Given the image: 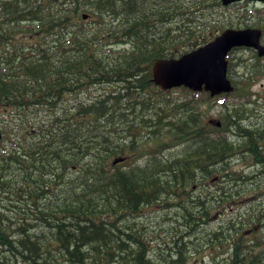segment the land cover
<instances>
[{"label":"trees","instance_id":"16d2710c","mask_svg":"<svg viewBox=\"0 0 264 264\" xmlns=\"http://www.w3.org/2000/svg\"><path fill=\"white\" fill-rule=\"evenodd\" d=\"M220 5L0 0V264H154L145 225L136 220L153 204L175 210L183 231L171 224L170 261L184 264L197 226L258 189L250 173L224 162L232 150L227 139L186 129L198 125L186 111L190 100L168 97L152 80L157 59L179 57L224 28L223 17L214 15ZM253 56L248 78L264 73ZM224 108L222 126L241 118L235 106ZM192 133L202 143L194 154L162 157ZM256 138L264 146V131ZM144 148L152 161L140 166L133 154ZM125 153L133 163L122 164ZM196 162L206 175L200 184L210 176L219 180L190 206L186 200L198 183L185 176ZM258 228L264 212L252 208L201 235L210 247L228 245L227 259L210 264H264Z\"/></svg>","mask_w":264,"mask_h":264},{"label":"rangeland","instance_id":"374dc122","mask_svg":"<svg viewBox=\"0 0 264 264\" xmlns=\"http://www.w3.org/2000/svg\"><path fill=\"white\" fill-rule=\"evenodd\" d=\"M228 13H230V15ZM217 14L223 17L222 25H224V28H226L228 25L229 28H239L230 25L231 23L232 24L238 23L239 20L240 21L244 20V22L243 21L242 22L246 23L245 18L250 24L249 27H252L251 24L254 23L263 25V21H264L263 15L262 13H260V9H255L251 4L246 5V7L241 10L235 9L234 7L219 8L217 12H214V15ZM250 16L253 18L248 19ZM222 29L218 30V32L216 33L218 34ZM237 58H241L238 61H242V62L238 64L234 63V61H236ZM227 59L228 61L231 60L230 64H232V62L234 63L232 65V71L230 70L228 77L232 80H236L239 78H246L247 80L249 79V84L243 86L244 91L248 93L245 95L247 96V98H245V96L238 95V93L240 92H237V94L234 95V97L233 96L226 97L227 101L224 102V105L235 106L237 108L242 107L241 109L244 110V107L249 108L250 105L249 101H253L255 103L254 107L261 110L264 103L263 101L264 73L259 75H252L250 78H248L249 77L248 73L249 71L252 70L251 66H253L255 63L254 62L255 57L253 56V53L248 50H244V51L241 50L234 53L232 56L228 57ZM258 61L260 66L263 67L264 58L258 59ZM104 87L105 86H102L101 88L92 87L88 91L83 92L82 95L98 93ZM179 93H181V91L172 92V94L174 95H180ZM87 95H83V96H87ZM204 100H205V104L209 102L210 105L204 109L205 112H204V116L202 117V120L204 122H209L211 119H213L224 122L225 120L224 111L226 110L224 106L219 105V103L208 100V98H205ZM176 150L177 152H179V148H177ZM117 160L118 159H115L114 162H117ZM233 160L234 161L232 165L235 168H240V165L244 163L246 164V159H244L243 156L240 154L238 156H234ZM254 170H255L254 168H248L247 172L252 173L254 172ZM257 180L258 183L257 181H253L251 186L255 187L257 184L258 189L254 188L253 190L250 189L247 192H245L244 194H246V197L235 204L236 206L234 210L232 211L225 210L221 214L213 216L206 224H200L197 226L195 233H192V237H188L187 247L184 250V264H210L211 263L210 261L212 259L216 261H219L220 259L221 260L227 259V255H226V252L228 251L227 243H225L222 247H217V246L210 247L207 244H205L206 240H201V235H203L204 233H208L212 228H216V225H218L219 223H223L226 220V218H230V216H233L235 213H237V211L239 212L251 211L252 208H254V209H260L264 212V176L257 177ZM213 188H215L214 184L208 181L207 185L204 184L203 186H201L200 190L201 192L204 193L207 192L208 190H212ZM174 213L175 210L173 209L167 210V209H163L161 206L153 204L151 206H145L144 208H142L139 211L138 216H136V220L138 222L144 223L145 225L144 229L145 231L147 230L146 239L152 246V250L150 254L153 256L154 264H173L171 263L170 259L174 258L175 253L170 248L172 246L174 249V245H172L169 241L170 236L175 229L178 231L181 230L183 231V226H180L181 228H179V226L175 222L174 218L176 217V215ZM171 224L175 225L176 228H174V230H172ZM257 230H259L264 235V228L263 229L258 228Z\"/></svg>","mask_w":264,"mask_h":264},{"label":"flooded vegetation","instance_id":"af4514ba","mask_svg":"<svg viewBox=\"0 0 264 264\" xmlns=\"http://www.w3.org/2000/svg\"><path fill=\"white\" fill-rule=\"evenodd\" d=\"M220 4H221V0H220ZM249 4L253 5V7L255 9H260V13H262L263 19H264V1H262V0H239V1L231 2L227 5L221 4L219 6V8L234 7L235 9L241 10V9L245 8L246 5H249ZM257 11H259V10H257ZM228 14L230 15V13H228ZM252 18L253 17L250 16L248 19H252ZM241 19H243V18H241ZM245 20H246V23H243L244 20H241V21L239 20L238 23H235V24L231 23L230 26H235V27H239V28L249 27L250 24L248 23L246 18H245ZM251 25H252V28L261 29L262 36L260 38V42H261V44H264V40H263V37H264V21H263V25H259V24H255V23L251 24ZM227 27H229V25ZM216 34H215V36H216ZM241 50H243V51L248 50V51H251L252 53H256V50L252 47L241 46V47L231 49L228 52V57L232 56L234 53L241 51ZM230 80L233 84V91L231 93H222V94L215 95V96H211L208 92H206L204 90L192 91V90H189L188 88H185V87H182L185 89L184 90L185 92L179 93L180 95H174V94L170 93L171 89L166 90V91H168V93H169L168 97H171V98L177 97V98H182V99L184 98L185 100H188V99L190 100V104H186L187 105L186 111H191L193 113L194 123H197L198 125H187L186 129L193 130V131L195 129H196V131L200 130V129L201 130L206 129L205 131L212 132V136L214 135V136L219 137V138L227 139V143L230 145L232 150L228 153V156L226 157L224 162H226L228 160V162L230 164V169L235 170L236 172L246 173L248 168H254L255 169L254 172L250 173V175L253 177L252 178L253 180H256L257 177L264 176V171H262V165L264 166V146H263V142L260 139L256 138L257 136H260L261 131H264V103H263L261 110L254 107L255 103L253 101H249V104H250L249 108L244 107V110L241 109L242 107L241 108L236 107L239 111L242 112V115H241V118H239L237 120H233L234 123L230 122L231 124L233 123V125L222 126V123L220 120L217 121V120H213L211 118L210 119L212 121L210 120L209 122H204L202 120V117L204 116V112H205L204 109L210 105L209 102H207L205 104V100H204L205 98H208V100L219 103V105H222L225 107L226 105H224V102L227 101L226 97H228V96L234 97V95H236L237 92H240V93H238V95H240V96H245L246 94H248L244 91L243 86L249 84V79L247 80L246 78H239L236 80H232V79H230ZM187 90L191 91V92H188ZM245 98H247V96H245ZM124 107H125V105H124ZM126 111H128V110H126ZM217 122H219L220 124L218 125ZM196 133H198V132H196ZM196 133H195V135H196ZM123 139L124 140H126V139L131 140L129 137H126V136H123ZM186 139H188V140L182 142L179 147L173 146V147H170L169 149L165 150L162 154V157L163 158H166L167 156L170 157L172 151H174V154L177 155L178 154V152L176 150L177 148H179L180 153H183L186 151L187 154H194L195 152L193 151V149L195 147L202 145V143L200 141H196L194 139V133L186 136ZM219 145H225V144L221 143V144H218L217 146H219ZM144 150H145L143 152L144 154L141 153V155H135V156L133 154L135 164H138L140 166H144L147 161L151 160L149 154L146 155V152L149 151V149L144 148ZM239 154L242 155L244 159H246V164L244 163V164L240 165V168H235L232 165V163L234 161L233 157L238 156ZM121 161H122V164H126V163L132 162V159L130 158V155L125 153V155L122 157ZM196 163H198V162H196ZM247 163H250V164H247ZM185 177L188 179L194 180L196 183H198V184H193L191 186L192 196H191V198H188L186 200L190 206H193V204H194L193 199L195 198L194 196L201 192V190H200L201 186L204 185V184H200V183L203 182L204 179L206 178V175H204L202 164H199V163L198 164H194V163L190 164V173H188V175H186ZM212 177L213 176H210V179H207V182L208 181L212 182L213 180H219L218 175L213 177V178ZM222 178H224V177H222ZM205 194H206V192H204V193L202 192L201 196H204ZM214 203H215L216 208H220V206L222 208H224L223 207L224 205L223 206L219 205L217 203V201H214ZM235 206H236L235 204H232V202H230L229 208L231 210H234Z\"/></svg>","mask_w":264,"mask_h":264},{"label":"water","instance_id":"95a60500","mask_svg":"<svg viewBox=\"0 0 264 264\" xmlns=\"http://www.w3.org/2000/svg\"><path fill=\"white\" fill-rule=\"evenodd\" d=\"M233 1L237 0H222V4ZM260 37L259 28H226L211 41L179 57L157 59L152 66V79L164 90L184 86L193 91H208L211 96L229 93L233 86L227 77L228 52L235 47L247 46L256 49L258 56H263L264 45L260 44Z\"/></svg>","mask_w":264,"mask_h":264}]
</instances>
